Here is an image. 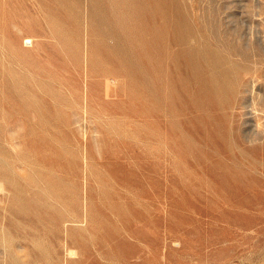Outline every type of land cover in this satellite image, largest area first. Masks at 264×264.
<instances>
[{"label": "rangeland", "instance_id": "rangeland-1", "mask_svg": "<svg viewBox=\"0 0 264 264\" xmlns=\"http://www.w3.org/2000/svg\"><path fill=\"white\" fill-rule=\"evenodd\" d=\"M0 264H264V0H0Z\"/></svg>", "mask_w": 264, "mask_h": 264}, {"label": "bare ground", "instance_id": "bare-ground-1", "mask_svg": "<svg viewBox=\"0 0 264 264\" xmlns=\"http://www.w3.org/2000/svg\"><path fill=\"white\" fill-rule=\"evenodd\" d=\"M179 30V29H178ZM180 31V30H179ZM181 56V55H180ZM199 56V55H198ZM203 61V60H202ZM204 65V64H203ZM197 67L199 69V64H197ZM202 76V75H201ZM204 83V82H203ZM205 87L206 90L209 91L213 88L215 89H221L223 92H229L230 91V86L224 82L219 76L218 74H215L214 79L211 81H207L205 80ZM12 187V186H11ZM23 200V199H22ZM19 205V204H18Z\"/></svg>", "mask_w": 264, "mask_h": 264}]
</instances>
